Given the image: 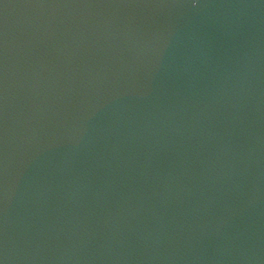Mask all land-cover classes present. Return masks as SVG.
I'll use <instances>...</instances> for the list:
<instances>
[{
	"label": "water",
	"instance_id": "water-1",
	"mask_svg": "<svg viewBox=\"0 0 264 264\" xmlns=\"http://www.w3.org/2000/svg\"><path fill=\"white\" fill-rule=\"evenodd\" d=\"M3 264H264V0H0Z\"/></svg>",
	"mask_w": 264,
	"mask_h": 264
},
{
	"label": "snow or ice",
	"instance_id": "snow-or-ice-1",
	"mask_svg": "<svg viewBox=\"0 0 264 264\" xmlns=\"http://www.w3.org/2000/svg\"><path fill=\"white\" fill-rule=\"evenodd\" d=\"M199 3V0H191V4L194 5V4H198ZM0 264H3V261L0 260Z\"/></svg>",
	"mask_w": 264,
	"mask_h": 264
},
{
	"label": "clouds",
	"instance_id": "clouds-1",
	"mask_svg": "<svg viewBox=\"0 0 264 264\" xmlns=\"http://www.w3.org/2000/svg\"><path fill=\"white\" fill-rule=\"evenodd\" d=\"M193 7H196L197 6V4H194V5H192Z\"/></svg>",
	"mask_w": 264,
	"mask_h": 264
}]
</instances>
